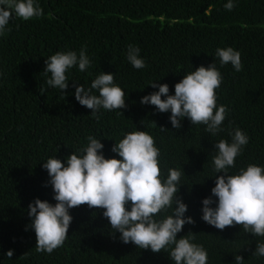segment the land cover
<instances>
[{"label": "trees", "instance_id": "trees-1", "mask_svg": "<svg viewBox=\"0 0 264 264\" xmlns=\"http://www.w3.org/2000/svg\"><path fill=\"white\" fill-rule=\"evenodd\" d=\"M34 2L43 10L40 17L24 21L13 14L0 35V264H175L169 258L175 245L153 253L125 244L104 210L87 205L69 210L73 219L61 247L50 254L36 249L28 206L36 199L56 203L43 163L57 158L67 166L71 154H83L89 136L104 145L106 159H120L111 149L134 131L153 137L162 181L169 169L184 171L177 197L187 205L184 218L195 223L185 224L177 239L195 234L190 242L206 250L207 264H235L236 255L243 264H264V257L253 255L264 237L238 225L221 231L202 220V201L211 196L216 176L222 175L214 169L216 143H231L230 133L241 130L249 142L228 174L237 175L249 165L264 168V0H232L231 11L225 8L229 0ZM129 45L140 49L146 67L130 64ZM228 47L241 54L239 72L231 63L221 65L216 56L218 48ZM82 48L90 66L83 72L78 65L68 70L64 94L49 86L45 60L57 52L79 55ZM212 63L222 76L217 107L228 110L223 131L215 136L205 131L206 125H192L188 118L174 129L170 111L159 113L155 106L140 103L158 91L150 83L167 84L169 95H174L184 75ZM102 72L115 74L114 84L124 90L127 107L101 108L93 116L76 101L75 88L90 89ZM91 94L99 96L95 89ZM174 209L173 203L154 219L162 221L174 215Z\"/></svg>", "mask_w": 264, "mask_h": 264}, {"label": "clouds", "instance_id": "clouds-1", "mask_svg": "<svg viewBox=\"0 0 264 264\" xmlns=\"http://www.w3.org/2000/svg\"><path fill=\"white\" fill-rule=\"evenodd\" d=\"M234 6L232 0L225 4L228 11ZM13 14L28 21L40 17L43 10L34 0H0V35L4 34ZM216 56L221 65L231 63L237 72L242 70L241 54L232 47L218 48ZM127 59L135 69L146 67L138 47L128 46ZM45 65L43 73L46 76L50 74L47 84L59 88L64 94L68 88V70L78 65L83 72L90 66V60L82 48L79 55L74 51L57 52L45 60ZM114 75L102 72L91 83L90 89L85 90L83 85L75 88L76 101L90 109L93 116L101 108L111 111L127 107L126 94L114 84ZM221 83V73L212 63L207 68L200 66L184 75L175 84L174 95H169L167 84L150 83L149 86L158 88V91L143 97L140 103L155 106L159 113L170 111L169 119L174 129H180L181 121L188 118L192 125H206L205 131L215 136L223 131L221 125L228 111L225 106L217 107L216 89ZM93 89L98 90L99 96L91 94ZM230 135L231 143L222 139L215 144L214 169L222 175L216 176L211 196L202 201V220L221 231L238 225L245 232L264 237V168L249 165L237 175L228 174V169L235 166L236 157L249 142L248 136L239 129ZM87 139V146L81 150L83 154H71L67 158V166L57 158H49L43 163L56 203L52 205L36 199L28 206L37 251L50 254L61 247L73 219L69 210L87 205L90 209L104 210L103 216L111 229L120 233L125 244L131 242L137 248L150 249L153 253L175 245L169 256L175 264H207L206 250L190 242L195 234L189 233L177 239L185 224L195 223L191 217L184 218L187 205L177 197L180 188L177 185L184 171L169 169L167 179H160V153L153 137L145 131L126 134L111 149L120 159H106L100 140L91 136ZM173 203L174 215L159 222L154 219L156 214ZM213 204L216 206L212 207ZM13 254L12 250L6 253L8 258ZM253 255L264 257V243L256 245ZM234 259L235 264L244 262L239 255Z\"/></svg>", "mask_w": 264, "mask_h": 264}]
</instances>
